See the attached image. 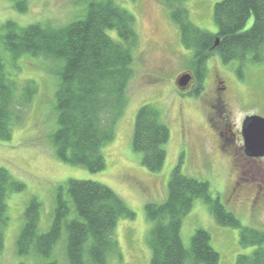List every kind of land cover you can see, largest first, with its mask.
Returning a JSON list of instances; mask_svg holds the SVG:
<instances>
[{
  "label": "rangeland",
  "instance_id": "rangeland-1",
  "mask_svg": "<svg viewBox=\"0 0 264 264\" xmlns=\"http://www.w3.org/2000/svg\"><path fill=\"white\" fill-rule=\"evenodd\" d=\"M18 1L0 0V28L14 23L20 29L30 25L60 29L85 16V6L73 4L74 0ZM115 2L135 18L138 43L131 53L134 62L125 106L115 122L113 140L102 149L105 169L97 174L60 162L53 152L51 136L58 127L54 99L61 62L28 55L11 59L3 50L0 29V77L9 86L12 98L11 136L9 141H0V167L25 186L21 193L6 196L7 224L3 229L0 264H40L35 256L21 259L16 254L15 241L23 225L22 216L29 201L36 199L40 203L38 227L45 232L52 220L57 188L69 180L91 181L107 187L134 214L132 220L117 222L112 234L118 254L109 255L107 264L150 263L151 254L145 242L151 224L146 220L144 207L165 202L170 173L178 164L182 175L206 182L210 197L223 204L242 228L264 232L261 174L264 158L245 161L238 155L240 142L235 143L237 162H234L228 153L217 150L213 142L215 134L205 124L210 100L206 95L214 96V90L221 87L217 81L225 82L232 109L229 123L236 138L239 134L234 127L239 130L244 119L252 116L264 119V64L243 61L223 64L218 55H212L205 64L202 95L184 99L177 94L175 82L178 75L190 71L192 52L182 46L178 27L163 6V0ZM215 3L190 0L183 6L195 27L216 34L217 26L212 19ZM20 4L26 5L24 12L17 11L16 5ZM26 92L33 96L23 103V97L28 96ZM144 105L154 106L161 122L170 130L165 165L158 174L148 173L141 164L142 155L131 149L135 116ZM111 117L112 114H105L103 123L110 124ZM256 185L261 188L259 192ZM190 209L181 225V241L186 250L194 231L202 229L210 237V247L218 254L217 264H236L239 255L253 251L241 248L240 230L218 225L202 200L194 201ZM64 246L62 241L53 251L52 258L58 264H66ZM188 264L192 263L188 261Z\"/></svg>",
  "mask_w": 264,
  "mask_h": 264
},
{
  "label": "trees",
  "instance_id": "trees-1",
  "mask_svg": "<svg viewBox=\"0 0 264 264\" xmlns=\"http://www.w3.org/2000/svg\"><path fill=\"white\" fill-rule=\"evenodd\" d=\"M188 1L163 0V6L178 27L182 46L192 52L189 72L199 84L194 96L204 89L205 64L212 55H218L223 64H264V0H214L212 19L216 34L201 31L191 23L183 6ZM73 4L85 6L82 20L60 29L40 25L20 29L14 23H6L0 28L1 39L3 50L11 59L28 55L61 62L54 99L58 127L51 136L53 152L60 162L97 174L105 169L102 149L113 140L115 122L125 106L134 62L131 53L137 46L138 34L133 15L115 0H74ZM16 9L24 12L26 5H16ZM8 87L0 77L2 142L11 136L12 98ZM26 93L23 103L33 96ZM105 114H112L108 125L103 123ZM159 115L154 106H142L136 113L132 134L131 149L142 155L141 164L151 174L164 168L165 146L170 139L169 127ZM19 117L20 114L15 121ZM180 167L178 164L170 173L165 202L144 207L146 220L151 224L145 242L151 254L148 264L218 263V254L202 229L194 231L188 250L183 247L182 219L196 200L208 206L218 225L240 230L241 248L253 249L248 255H239L236 264H264V232L242 228L223 204L210 197L206 182L182 175ZM24 188L0 167V250L7 224L6 196L21 193ZM39 205L32 199L26 206L15 249L19 258L35 256L40 264H58L52 254L62 241L66 264H107L109 255L118 254L112 234L117 222L134 218L114 192L91 181L69 180L57 188L52 220L45 232L38 227Z\"/></svg>",
  "mask_w": 264,
  "mask_h": 264
},
{
  "label": "flooded vegetation",
  "instance_id": "flooded-vegetation-1",
  "mask_svg": "<svg viewBox=\"0 0 264 264\" xmlns=\"http://www.w3.org/2000/svg\"><path fill=\"white\" fill-rule=\"evenodd\" d=\"M183 74H189L191 76V82H189V85L184 90H180L175 84L176 87L175 89L177 91V94L181 95V97L185 99L187 97H191L192 95L194 96L193 92L198 90L199 84L193 73L185 72ZM179 76L180 75H178V77ZM216 83L221 87L216 88L214 90L215 94L213 97H209L208 95H206V93L202 96L204 97L206 95V98L210 99L207 102V114L205 118V124H207V126L210 128L209 129L210 132L215 134V139L213 141L215 143L214 146L217 148V150L228 153L227 155L230 156V159H232L234 162H237V153H235L237 150L235 143L240 144V142H242V147L238 149V151L240 152L238 155H240L241 158H243L245 161H252V162L261 160V159H252L245 154L242 134L240 133L242 129V124L245 119L243 120L239 130L236 127H234L235 128L234 130H236V132L238 131L237 133L239 134L238 138L235 137L232 126L229 123L232 114V109L230 106L231 102L228 101L227 98V94H226L227 88L224 85L225 82L217 81ZM202 92H200V94L196 97L201 96ZM261 174L264 177V171H262ZM260 190H261L260 186L256 185V192H259Z\"/></svg>",
  "mask_w": 264,
  "mask_h": 264
},
{
  "label": "water",
  "instance_id": "water-1",
  "mask_svg": "<svg viewBox=\"0 0 264 264\" xmlns=\"http://www.w3.org/2000/svg\"><path fill=\"white\" fill-rule=\"evenodd\" d=\"M189 82H191V76L183 74L176 79V86L180 90H184ZM240 133L245 154L252 159L264 158V119L257 116L247 117L242 124Z\"/></svg>",
  "mask_w": 264,
  "mask_h": 264
}]
</instances>
